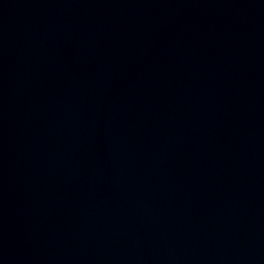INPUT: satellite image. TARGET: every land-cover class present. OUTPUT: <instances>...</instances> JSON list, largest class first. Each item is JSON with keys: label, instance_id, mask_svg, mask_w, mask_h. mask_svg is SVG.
<instances>
[{"label": "water", "instance_id": "1", "mask_svg": "<svg viewBox=\"0 0 264 264\" xmlns=\"http://www.w3.org/2000/svg\"><path fill=\"white\" fill-rule=\"evenodd\" d=\"M0 264H264V0H0Z\"/></svg>", "mask_w": 264, "mask_h": 264}]
</instances>
